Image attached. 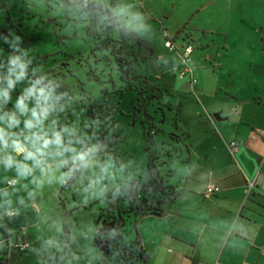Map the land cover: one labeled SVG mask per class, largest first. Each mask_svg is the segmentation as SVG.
I'll return each instance as SVG.
<instances>
[{
    "label": "rangeland",
    "instance_id": "374dc122",
    "mask_svg": "<svg viewBox=\"0 0 264 264\" xmlns=\"http://www.w3.org/2000/svg\"><path fill=\"white\" fill-rule=\"evenodd\" d=\"M68 1L74 0H0V185L18 181L15 188L0 186V203L17 211L29 207L43 227L63 230L59 264H99L110 260V239L124 223L105 197L131 183L132 173L147 181V126L133 122L137 92L121 82L109 51L93 52L89 17ZM84 1L112 10L141 42L130 45L137 62L129 75L147 78L158 92L149 113L160 129L156 145L167 152L162 175L173 186L180 173L167 165L183 151V135L199 134L207 114L221 111L212 105L215 97L264 98V0ZM187 44L194 53L183 63ZM186 66L195 88L179 76ZM99 136L114 141L112 148H98ZM17 146L26 150L18 154ZM129 206L119 204L121 210ZM123 228L132 244L133 217ZM43 233L54 237L51 230ZM27 256L15 258L38 264Z\"/></svg>",
    "mask_w": 264,
    "mask_h": 264
},
{
    "label": "crops",
    "instance_id": "0c3cea01",
    "mask_svg": "<svg viewBox=\"0 0 264 264\" xmlns=\"http://www.w3.org/2000/svg\"><path fill=\"white\" fill-rule=\"evenodd\" d=\"M188 77L195 88L193 72ZM215 98L212 105L221 111L207 114L199 134L190 132V145L185 143L167 165L177 169L180 181L166 182L163 199L137 216L135 240L148 256L146 264H264V98L257 93ZM232 142L238 145L235 153ZM14 149L22 154L26 147ZM210 185L221 191L207 197ZM0 204V211L8 209ZM22 229L32 242L27 258L50 264L61 255L63 230L57 224L43 227L29 207L0 220V241L19 237ZM48 230L53 238L43 233ZM16 260L10 264H20Z\"/></svg>",
    "mask_w": 264,
    "mask_h": 264
},
{
    "label": "flooded vegetation",
    "instance_id": "af4514ba",
    "mask_svg": "<svg viewBox=\"0 0 264 264\" xmlns=\"http://www.w3.org/2000/svg\"><path fill=\"white\" fill-rule=\"evenodd\" d=\"M68 5L75 6L83 15L84 12H90L96 6V4L87 3L84 0H74L73 2L68 1ZM128 30V34H126L123 38L117 37L118 35L112 37L116 48L121 49V56L125 63H118L115 57L114 62L120 71L118 75L121 82L126 83V88L130 90L133 89L138 94L137 99L139 102L136 103L135 110L133 112V122L147 126L145 128L146 142L149 144L146 149V153H148L149 157L147 165V181L142 182L139 178L134 179V177H131V183H128L125 186L116 187L114 190L108 193V195L105 197V200L106 202H109V204L111 203V206H114V210L117 209V200L119 201V204L129 203V207L125 209L123 208L121 210V217L122 220H124V225L128 219L133 217V227H135L137 224V216L146 212V210H150L154 205L158 204L163 199L164 194L167 192V183L164 181V177L162 175L164 154H167V152L165 150L160 152L157 145L155 147L152 144V141L154 144L156 143L154 137L160 133V129L155 125V119L150 115L149 107L153 100L159 98L158 92H156L149 84L147 78L142 76L131 78L129 75L130 71L132 70V66L137 62V58L134 57L133 53L130 51V45H134L135 42H141L138 38H136L132 30ZM97 43L98 42L96 41V46ZM95 49L97 48H94L93 52ZM99 50L101 49L99 48ZM121 92L123 91L121 90ZM107 109L108 108L105 102L103 104H99L101 115H103ZM94 114V120L98 123L95 109ZM110 115H112V113H110ZM182 138L184 139L185 143L189 144L190 138L188 135H183ZM98 144V148L105 147V143L101 142L100 140ZM107 151L108 150H105V153ZM156 169L159 170V177ZM161 179L163 180V186L159 182ZM136 200L139 202L138 205L136 204ZM117 228L118 230H116ZM126 237V231L124 230L123 226H121V223L118 222L110 239V247L108 249L109 252L107 253V257H109L110 260L108 262L103 260L104 264H142L140 254L142 253L141 249L138 247L135 241H132V244L127 243L125 241Z\"/></svg>",
    "mask_w": 264,
    "mask_h": 264
},
{
    "label": "trees",
    "instance_id": "16d2710c",
    "mask_svg": "<svg viewBox=\"0 0 264 264\" xmlns=\"http://www.w3.org/2000/svg\"><path fill=\"white\" fill-rule=\"evenodd\" d=\"M112 6H116L112 4ZM85 16H88L90 18L89 27L87 29V34H90L98 43L96 48L101 50L109 51L111 56L116 58L118 63H125V61L122 59L121 56V49L116 48L113 42V38L115 35H118L117 37L123 38L126 34H128L129 30L127 28H123L119 21L118 17L114 14L112 10H109L108 8H103L99 5H96L95 8H93L90 12H84ZM106 62H110V59L106 57ZM137 102L138 99H137ZM87 114L88 117L92 120L95 119L94 109L91 105H87ZM98 139L101 142L105 143V146H108L109 148H112L114 145V141H105L102 137H98ZM152 144L154 146V143L152 141ZM112 151L108 150L107 153H111ZM152 159V158H151ZM79 167L77 168V170ZM75 170V173L76 171ZM74 173V174H75ZM74 174L69 177H66V185L71 187L73 185L74 181ZM109 203V202H108ZM111 204V203H110ZM149 210H146V212ZM137 243V238L135 240ZM141 254V263L146 264L148 261V256L145 255L144 252ZM64 254H61L56 259L51 260L50 264H59L62 262ZM100 264H104L103 260L100 262Z\"/></svg>",
    "mask_w": 264,
    "mask_h": 264
},
{
    "label": "built area",
    "instance_id": "2783aa9c",
    "mask_svg": "<svg viewBox=\"0 0 264 264\" xmlns=\"http://www.w3.org/2000/svg\"><path fill=\"white\" fill-rule=\"evenodd\" d=\"M166 45L172 51H176L174 47V43L172 40L166 41ZM194 47L191 44H187L184 47L183 53L180 55V59H182L183 63H189L190 56L193 54ZM192 74V70L186 66L182 72V76H188ZM230 150L235 153L238 149V145L235 142H232L230 145ZM17 180H7L4 184H2L3 190L12 188L17 185ZM253 183L249 185V188H253ZM220 187L215 185H210L206 189L205 195L207 197L214 196L220 192ZM18 215V211L14 208L7 209L6 211H0V220L4 221L8 218H14ZM24 230L20 231V235H23L22 238L18 236L9 235L6 239L0 241V264H10L13 257L19 254H23L28 252L32 247V242L24 236Z\"/></svg>",
    "mask_w": 264,
    "mask_h": 264
},
{
    "label": "water",
    "instance_id": "95a60500",
    "mask_svg": "<svg viewBox=\"0 0 264 264\" xmlns=\"http://www.w3.org/2000/svg\"><path fill=\"white\" fill-rule=\"evenodd\" d=\"M154 146L156 147V143L154 144ZM156 172H157L158 177H159V170L156 169ZM159 179H160V178H159ZM159 182H160L161 185L163 184V180H162V179H161ZM162 186H163V185H162ZM116 208H117V209H116V212H117V214H118V216H119V219L122 220V217H121V209H120V207H119V201H118V200H117V207H116ZM121 226H124V223L121 224ZM116 230H118V228H117ZM134 233H136V226L134 227Z\"/></svg>",
    "mask_w": 264,
    "mask_h": 264
}]
</instances>
